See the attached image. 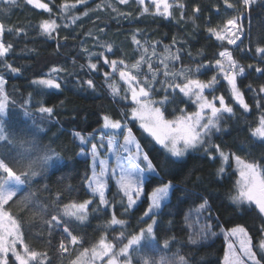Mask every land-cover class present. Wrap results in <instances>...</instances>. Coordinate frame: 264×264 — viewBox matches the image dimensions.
<instances>
[{
  "label": "trees",
  "instance_id": "1",
  "mask_svg": "<svg viewBox=\"0 0 264 264\" xmlns=\"http://www.w3.org/2000/svg\"><path fill=\"white\" fill-rule=\"evenodd\" d=\"M40 2L47 4L51 12L34 7L27 0H16L15 5L0 0V23L5 26L2 40L12 44L7 56L0 58V76L5 80L7 96L6 109L0 113V162L18 183L13 193L2 201V208L17 223L26 250L37 254L26 264H87L91 249L102 237L119 245L147 224L150 215L144 213L149 203L148 193L165 181L172 185L167 199L154 213L153 235L144 236L132 247L129 253L132 264H163L164 260L176 264L181 256L187 264H221L224 233L234 225L245 228L259 253L257 245L264 232V215L254 204L233 202L236 171L229 162L222 163L219 152L209 144L264 170V138L252 135L264 115V93L259 92L264 75L249 67L264 68L258 55L253 58L256 47H264V0H255L248 9L241 8V0H227L240 8L239 12L227 8L225 0H172L170 17L155 15L152 5H140L138 0L127 3L87 0L86 4H77L67 12H62L61 6L76 0ZM145 6L149 8L147 13L143 11ZM236 15L241 17L242 32L236 45L218 41L209 33V28L219 30L228 18ZM73 17L78 18L73 20ZM44 20H55L58 25L51 36L40 31L39 25ZM133 37L149 48L145 59H150L154 69H158V82L154 83L157 90L161 88L159 81L165 79L160 63L165 46L180 55V60L169 61V67L175 70H194L197 65L209 62L214 65L218 52L225 49L245 68V75L237 77V86L249 109L245 111L232 98L227 82L221 77L215 95H224L233 114L225 113L220 120V131L213 129L206 138L204 145L208 153L206 148H200L187 151L181 158L172 156L143 131L137 120L129 117L134 106L131 100H122L111 93L109 84L113 83L120 89V95L124 94L126 85L119 72L103 64V58L93 56L90 61L89 53L105 51L106 45L111 44L116 54L105 51L108 59H123L130 67L141 56ZM152 45L157 46L155 56ZM90 62L97 63L99 70H90L87 66ZM6 65L19 71L12 72ZM53 68L63 71L52 73ZM132 71L141 79L147 76L151 80L147 63L141 65L140 73ZM104 73L111 75L106 77ZM216 74L213 70L196 75L208 81ZM50 77L57 78L60 89L34 83ZM89 79L93 81L92 88L85 83ZM162 95L158 91L152 98L159 100ZM183 101L179 108L185 112L195 110L191 100L183 97ZM40 107H50L53 111L41 113ZM176 109V104H169L166 119L181 114ZM104 115L130 126L156 172L148 173L142 183L143 195L131 208L120 192L108 184L107 205L102 206L93 197L84 221L69 218L64 215L65 206L91 196L86 186L91 172L90 158L83 154L87 143L82 144L76 133L99 132ZM205 201L206 207L198 211ZM111 204L114 214L124 224H111ZM197 236L198 242L192 244L191 240ZM8 261L16 264L11 255Z\"/></svg>",
  "mask_w": 264,
  "mask_h": 264
},
{
  "label": "snow or ice",
  "instance_id": "2",
  "mask_svg": "<svg viewBox=\"0 0 264 264\" xmlns=\"http://www.w3.org/2000/svg\"><path fill=\"white\" fill-rule=\"evenodd\" d=\"M87 0H76L73 4H64L61 6L62 12H67L69 9L76 8L77 4H86ZM227 3V0H225ZM255 0H241V8L248 9ZM9 4L15 5L16 0H8ZM27 3L34 5L36 8L44 9L47 12H51L49 6L45 3H41L40 0H27ZM120 3H127V0H120ZM140 5L145 4V0H138ZM151 4L155 7V15L164 17H170L172 15L171 9L173 5L169 3V0H151ZM183 8V4L179 5ZM227 8L235 9L238 12L240 8L232 3H227ZM144 12H149L148 7L143 8ZM197 11H199L197 9ZM87 15V12L84 13ZM78 17H73V20ZM240 15H236L232 18H228L224 25L217 30V28H209L208 31L211 35L215 36L218 41H227L229 45H236L237 40L240 39L242 34L239 23ZM40 31L44 35L51 36L58 28L55 20H44L39 25ZM5 31V26L0 23V58L7 56L12 49V44L3 42L2 37ZM8 31H12L9 29ZM133 42L137 44L141 49L140 59L137 60L130 67L125 64L123 59L109 60L105 55V51L108 53L113 52L111 44L106 45L105 51L98 53H89V59L95 56L97 59L103 58V64L112 68L113 72H119V77L124 81L126 88L124 94L120 95V89L113 83L109 84V88L113 96H120L122 100L130 99L134 105L130 109V115L133 120L140 122V127L147 132L159 145H161L167 152L174 157H183L188 149H195L206 143V138H209L213 129L220 131V120L225 113L233 114V108L226 104L224 95H215L218 91L216 85L219 84L220 78L227 82L228 88L231 92L232 98L245 110L248 111L249 105L245 103L243 93L237 86V77L245 75V68L240 66L238 62L233 58L232 52L227 49L219 52L220 59H216L214 65L209 62L207 65L199 64L193 70L191 68H181L175 70L169 67V61L180 60L178 51L173 53L169 46H165V56L160 59V63L163 65V76L165 79L159 81L161 88L157 90L154 87V83L157 81L158 69H154L151 60H146L145 56L149 51L147 46L141 45V42L133 37ZM175 43V41H174ZM241 43H243L241 41ZM101 47H105L101 45ZM156 45H152V55H157ZM239 47V45H237ZM86 52L88 50H85ZM258 55L260 61L264 63V47H256L255 56ZM147 63L148 71L151 73V80L147 76L141 79L138 74H133V69L136 73H140L141 65ZM90 70H99L98 65L95 62H90L88 65ZM12 72H18L19 69L12 68L11 65H6ZM250 68L254 67V70L261 75H264V68L260 66L249 65ZM204 71H201V69ZM215 70L216 75H213L210 80L203 81L197 77V73L200 75H206L208 71ZM52 73H59L63 69L53 68ZM106 77H109L110 73H104ZM34 83L43 86L48 89H60L61 84L57 81L56 77L42 78L34 81ZM89 88L94 87L91 79L85 82ZM5 80L0 76V113H3L7 106V96L4 94ZM178 90V92H177ZM208 90V95H205V91ZM163 93L162 98L155 100L152 97L157 92ZM259 92L264 93V85L260 86ZM180 94H183L180 97ZM211 96V98H209ZM180 97L179 99H177ZM183 97H187L197 107L195 112H185L184 109L179 108V103H183ZM219 102V107L217 106ZM169 104H176L177 109L181 114L174 119H166L165 112ZM259 106V105H258ZM53 111L50 107H40L39 112L51 114ZM103 128L112 130L111 134L107 136L108 150L117 153L116 164L112 168L113 174L118 172L117 183L120 189L123 191L125 197H127L128 207L131 208L136 202L134 199H138L142 192V182L145 172L155 173L156 168L147 154H142L140 145L136 142L133 136L132 130L127 128V124L123 125V128H127L126 133L123 134V144L119 145V149H122L126 156L117 152V138L116 131L122 130V123L119 119H113L109 115L103 116ZM253 136H259L264 138V115H261L259 120V126L252 130ZM81 143H86L85 137L77 133ZM101 141L105 139L102 135ZM103 144H101V147ZM135 147L133 151L132 147ZM210 148H215L219 152L222 163H226L229 159L228 155L220 150L219 146L209 144ZM208 153V148L205 149ZM97 154V145H92V155L95 157ZM237 167L239 169L240 179L237 181L239 192L237 195L232 196L231 199L234 203L240 204L242 202H248L249 204H255L261 214H264V170L255 163H248L241 159L240 156H234ZM143 163V166H142ZM93 167H95V160L93 161ZM224 168L221 167L219 172H223ZM107 172V166L104 161H101V172L99 175L93 171L91 180L89 181V188L92 194L99 195V203L101 205H107L108 201L105 198V189L107 185L102 181V177ZM170 183L157 187L150 196L151 205L144 214L148 215L153 208L159 209L161 201L164 200L169 193ZM91 200H85L82 203L70 202L65 206L64 215L69 218H76L80 221H84L87 218V208L91 204ZM207 201L200 205L198 211H202L206 207ZM83 212L84 215H80ZM155 223V221H153ZM153 223L147 225L146 229H142L139 235H132L129 239L128 245L139 244L144 233L148 235L153 233ZM111 224L122 225L123 220H119L113 215ZM203 231V229H201ZM8 235L15 236V233ZM8 235H0V245H6V237ZM231 235L237 236L239 239L240 250L243 256L247 257L252 264H260V261L256 259L255 253L252 251L251 239L248 237L247 231L243 227H235L231 229ZM199 237L191 240L192 244L198 242ZM106 243L102 237L99 244L94 246V250L101 248ZM165 241V246H167ZM261 249H264V241H261ZM0 251H7L6 247H0ZM122 250L121 254H123ZM15 259L19 264H23L22 258L13 252ZM111 257L109 256V259ZM111 264H118L117 259H111ZM163 264H167L164 260ZM176 264H187L184 257H179L176 260ZM224 264H244V262L238 257L233 250V245L229 244V252H226L224 256Z\"/></svg>",
  "mask_w": 264,
  "mask_h": 264
},
{
  "label": "rangeland",
  "instance_id": "3",
  "mask_svg": "<svg viewBox=\"0 0 264 264\" xmlns=\"http://www.w3.org/2000/svg\"><path fill=\"white\" fill-rule=\"evenodd\" d=\"M171 1L172 0H169V3H171ZM145 3H148V4L152 5L151 4V0H145ZM152 6H153L154 11H155L154 5H152ZM221 51H223V50H221ZM218 59H220V57ZM207 93H208V90L205 91V95H208ZM209 98H211V96H209ZM217 106L219 107V102L218 101H217ZM196 110H197V107H195V110L193 112H195ZM188 113H191V112H188ZM129 117L131 118V115ZM174 118H171V119H174ZM121 123H122V130H117L116 131L117 152L122 154V155H124V156H126L127 153H124L122 151V149H119V145L123 144V142H124L123 134H121V132L126 133L127 128H130V126L127 125V128H123V125L125 124V122H121ZM137 124L140 126V122L139 121H137ZM258 126H259V124H258ZM111 132H112V130L103 128V119H102V124H101L99 132L86 133V134L85 133L84 134L78 133L81 136L85 137V140H86V143H87V145H86L87 148L84 150L83 154L84 155L86 154V155L89 156V158H90V164L89 165H91V172H90V175H88L89 177L87 179V185H86L89 193L91 194V196L89 198H87L86 200H92L93 197H97V199L99 201V195L98 194H95V195L92 194L91 189L89 188V181L91 180V177L93 175V171H95L97 173V175H99V173L101 172V161H104L105 165L107 166V172L102 177V181L107 185V187L105 189V198H106V193H107V190H108V187H109L108 184H112L114 186V188L116 190H118V192H120V194L124 197L125 204L128 207L127 197L124 196L123 191L120 189V186L117 183L119 174H118V172L116 174H113V172H112V168L116 164V154L117 153H113V152L108 150L107 136L109 134H111ZM102 135L105 137V139L103 141H101V139H100V137ZM133 136H134V134H133ZM77 138H78V136H77ZM260 138H262V137H260ZM135 140L138 143L136 137H135ZM88 141H90V142H88ZM93 144L97 145V154H96L95 157H93V155H92V145ZM101 144H103L102 147H101ZM130 147H132L133 151H135V147L134 146H130ZM206 147H207L206 145H202V146H199L198 148H195V149H200V148L204 149ZM140 149H141V146H140ZM189 150H192V149H188L187 151H189ZM141 152H142V149H141ZM186 152H185V154H186ZM142 154H145V153L142 152ZM225 154L228 155L229 159L224 164L228 165L230 163L232 168L236 171V176H235L234 179H235V183H236V188L237 189H236L235 194L233 195V196H235L239 192V188H238V185H237V181L240 179L239 169H238L236 161L234 159L235 155L228 154V153H225ZM94 160H95V167H93V161ZM142 166H143V163H142ZM5 168L6 167L0 162V235H8L10 233H15L16 235L15 236L8 235V237H6L7 244L6 245H0V247H6V249H7V251H0V264H11L8 261L9 255H11L13 257V260L15 261L16 264H19V262L15 259L14 255H13V252L18 254L22 258L23 264H26L27 262H29L30 260L35 258L37 256V254L33 253V252H29V251L26 250V248L24 247V245L22 243V239H21L20 233L18 232L19 230H18L17 223L2 208V201L5 198H7L10 194L13 193V191H14L13 189H15L17 187V184H18L16 179H13L12 177H10V174H7L8 170L5 169ZM148 173H150V172H145L144 177H143V182H144V179L146 178V176L148 175ZM167 183H170V185H172L171 182H169V181L161 182L160 185L156 186L151 192L148 193V201H149V203H148L147 211H148V209H149V207L151 205V199H150L151 193L157 187L163 186L164 184H167ZM170 188H171V186H170ZM170 188H169V191H170ZM142 195H143V184H142V192H141L139 198L136 199L135 195H134V199H135L136 202L133 204V206L140 200ZM167 197L164 200L161 201V205L167 199ZM84 201H82V202H84ZM82 202H76V203H82ZM242 203H248V202H242ZM113 207H114L113 204H111V213H112L111 217H113V215H115L114 211H113ZM157 210L158 209L153 208L152 211L148 213L150 216H149V221L147 222V224L143 225V227L141 226V228H139L138 231L134 232L133 234L128 235L126 237V239L124 241H122L119 245L116 246L111 241V239L110 240L105 239L106 243H104L101 248H97L95 250H94V248L91 249V259H90V261L87 264H111V259H117L118 260V264H132V262L130 260L129 253H130L132 247L137 246L138 244L132 245L130 247H126L128 245L129 239L131 238L132 235H139L142 229H146L148 224L153 223V221L156 220V215H154V213ZM87 213H88V208H87ZM80 215H84V213L81 212ZM115 217H116V215H115ZM116 218L119 219V220H123V219L118 218V217H116ZM153 226H154V223H153ZM238 226L239 227H243L241 225H234L231 228L225 230V233H224V235H225V250H224V255H223L221 264H224V256H225L226 252H229V244L233 245V250L235 251L236 255L238 257H240V259L244 262V264H252V262L250 260H248L247 257L243 256V254L241 253L238 237L231 235V229H233L235 227H238ZM152 235H153V233L151 235H148L147 232H145L143 237L144 236L152 237ZM248 237H249V235H248ZM261 241H264V232H263V235H262V237H261V239H260V241H259V243L257 245V249H258L259 253L256 252V250L253 248L252 244H251V247H252V251L256 255V259L258 261H260V264H264V261H263V258H262V257H264V249H261V247H260ZM122 250H124L123 254H121ZM109 256L111 257L110 259H109ZM78 264H81V262H79Z\"/></svg>",
  "mask_w": 264,
  "mask_h": 264
}]
</instances>
